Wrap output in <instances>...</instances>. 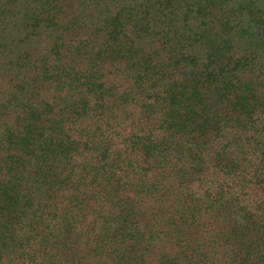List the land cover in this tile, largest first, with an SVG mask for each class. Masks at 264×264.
<instances>
[{"label": "trees", "instance_id": "16d2710c", "mask_svg": "<svg viewBox=\"0 0 264 264\" xmlns=\"http://www.w3.org/2000/svg\"><path fill=\"white\" fill-rule=\"evenodd\" d=\"M221 2L187 5L196 26L183 18L178 53L150 9L136 20L129 4L66 48L63 29L52 63L17 59L35 77L0 143V264H264V0ZM57 13L45 3L26 38L57 29ZM157 29L164 42L146 50ZM117 118L130 128L123 157ZM248 155L253 172L241 170ZM244 172L263 196L230 207L225 189Z\"/></svg>", "mask_w": 264, "mask_h": 264}, {"label": "rangeland", "instance_id": "374dc122", "mask_svg": "<svg viewBox=\"0 0 264 264\" xmlns=\"http://www.w3.org/2000/svg\"><path fill=\"white\" fill-rule=\"evenodd\" d=\"M194 0H0V143L6 128L15 127L17 121L23 119V105L27 103V100L32 93V84L26 86L27 81L30 78H34V69H28L27 79H23L24 74L19 72V66L16 65L17 59L25 53H31L32 58H36L37 67H41L44 64L52 63L54 56L50 55L49 51L53 46L54 40L58 35H62L63 29H67L68 33L65 35L64 42L61 43L66 46L75 45L81 40V36L85 33L94 34L95 29L99 30L104 27V23L112 15L118 14L123 7L132 4L136 10L133 17L138 20L145 8H149V19L154 26L156 22L161 21V27L164 31L171 33L172 41L166 47L167 54L172 50L178 53L181 46H177L181 41L184 34L183 18L191 20L187 22L190 27H195L196 22L192 17L195 16L193 12H189L187 5L192 4ZM209 2L215 6L225 8L221 0H209ZM48 3L51 7H56L59 11V19H57L56 27L40 26L34 29L29 37L26 38L28 29V21L33 20L34 14L38 15L44 4ZM6 4V5H5ZM239 14H245L247 9L246 5L239 6ZM27 12V13H25ZM55 12H53L54 14ZM229 13V12H228ZM55 16V14H54ZM156 19L153 21V17ZM158 35L147 37L144 41L146 50H149L150 46L156 42L158 46L162 40L163 35L160 30L157 29ZM165 33V32H164ZM188 34V33H186ZM79 35V37L77 36ZM172 48V49H171ZM248 48L247 45L241 44L239 52H245ZM50 55V56H49ZM48 56V57H47ZM257 63L254 66L255 77L254 81L257 84L264 86V81L261 82L259 75L263 73L262 79L264 80V45L258 51ZM45 59V60H44ZM13 66H10L11 63ZM16 66V67H15ZM23 72V71H22ZM19 73L20 76H19ZM258 77V78H257ZM42 95L47 96L49 99L52 97L46 93L49 89V85H42ZM122 125H120V124ZM111 133L112 144L118 145V155L124 156L123 143L126 136L129 134V129L124 131L125 123L121 118H117L112 123ZM105 128V126H103ZM106 129V128H105ZM3 148L0 144V161ZM121 157V158H122ZM234 158L239 161V155L234 154ZM247 157V156H246ZM118 158V159H121ZM259 160L248 155L245 161H241V170L247 172H253L254 168L258 165ZM1 168V165H0ZM250 174V173H249ZM250 176L244 172L240 176L233 177L229 181L231 189L227 187L225 192L228 194L224 197L223 202L228 203L230 207L234 206L236 200H242L246 195L249 198H256L263 196L260 190L254 189V186H248ZM219 181L224 182L223 188L227 185V180L223 176L219 175ZM216 186V183H214ZM208 189V184L205 185V189L200 190V196L204 195L205 190ZM244 189V191H243ZM215 194V193H214ZM264 201V200H263Z\"/></svg>", "mask_w": 264, "mask_h": 264}]
</instances>
